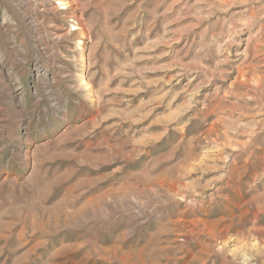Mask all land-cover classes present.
I'll use <instances>...</instances> for the list:
<instances>
[{
    "label": "rangeland",
    "instance_id": "1",
    "mask_svg": "<svg viewBox=\"0 0 264 264\" xmlns=\"http://www.w3.org/2000/svg\"><path fill=\"white\" fill-rule=\"evenodd\" d=\"M0 264H264V0H0Z\"/></svg>",
    "mask_w": 264,
    "mask_h": 264
},
{
    "label": "bare ground",
    "instance_id": "2",
    "mask_svg": "<svg viewBox=\"0 0 264 264\" xmlns=\"http://www.w3.org/2000/svg\"><path fill=\"white\" fill-rule=\"evenodd\" d=\"M63 5L66 6V8L68 7L67 3H64ZM74 30H78V28H75ZM82 46H83L82 40H79L77 47L79 48L80 53L83 51Z\"/></svg>",
    "mask_w": 264,
    "mask_h": 264
}]
</instances>
